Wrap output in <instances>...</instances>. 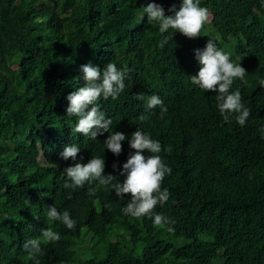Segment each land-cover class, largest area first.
<instances>
[{
	"label": "trees",
	"instance_id": "1",
	"mask_svg": "<svg viewBox=\"0 0 264 264\" xmlns=\"http://www.w3.org/2000/svg\"><path fill=\"white\" fill-rule=\"evenodd\" d=\"M0 264H264V0H0Z\"/></svg>",
	"mask_w": 264,
	"mask_h": 264
},
{
	"label": "clouds",
	"instance_id": "2",
	"mask_svg": "<svg viewBox=\"0 0 264 264\" xmlns=\"http://www.w3.org/2000/svg\"><path fill=\"white\" fill-rule=\"evenodd\" d=\"M146 110V112H148V113H154V116H153V118H152V121H154V120H159V121H162V118H161V116L159 115L160 113H159V111H158V109H156L155 107L154 108H152V109H145ZM157 176V175H156ZM155 176H153L152 178H154ZM158 178L159 177H163V176H157Z\"/></svg>",
	"mask_w": 264,
	"mask_h": 264
},
{
	"label": "rangeland",
	"instance_id": "3",
	"mask_svg": "<svg viewBox=\"0 0 264 264\" xmlns=\"http://www.w3.org/2000/svg\"><path fill=\"white\" fill-rule=\"evenodd\" d=\"M206 21H207V22H210V21H211V15H209V16L206 18Z\"/></svg>",
	"mask_w": 264,
	"mask_h": 264
}]
</instances>
